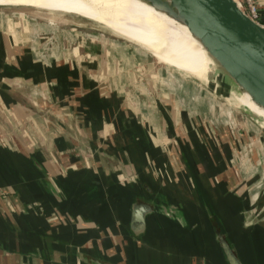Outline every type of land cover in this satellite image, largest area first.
I'll return each mask as SVG.
<instances>
[{
  "label": "crops",
  "instance_id": "0c3cea01",
  "mask_svg": "<svg viewBox=\"0 0 264 264\" xmlns=\"http://www.w3.org/2000/svg\"><path fill=\"white\" fill-rule=\"evenodd\" d=\"M257 2L264 24V0ZM8 14L1 8L0 264H92L86 256L226 264L202 198L244 264H264L262 224L239 229L246 158L238 159L222 115L189 102L181 76L164 84L163 66L151 64L149 76V61L121 37L43 33ZM242 117L236 120L244 124ZM248 124V136L264 140ZM135 196L163 197L185 221L150 212L136 235L128 225ZM229 228L258 245L244 252L256 258L240 252L245 244L237 247Z\"/></svg>",
  "mask_w": 264,
  "mask_h": 264
},
{
  "label": "water",
  "instance_id": "95a60500",
  "mask_svg": "<svg viewBox=\"0 0 264 264\" xmlns=\"http://www.w3.org/2000/svg\"><path fill=\"white\" fill-rule=\"evenodd\" d=\"M164 6L193 30L201 44L218 61V67L228 73L232 70L249 75L264 94V24L248 17L235 0H152ZM132 42V41H130ZM134 43V42H133ZM136 44V43H135ZM208 70L209 82L224 89L223 97L264 131V118L233 99L238 91L222 82L217 69ZM208 83H205L208 85ZM135 196L129 212V228L138 235L145 227V217L157 212L163 217L183 223V212L179 207ZM201 206L210 223L213 238L226 264H244L239 253L228 240L210 203L202 198ZM92 264H112L102 259L87 257Z\"/></svg>",
  "mask_w": 264,
  "mask_h": 264
},
{
  "label": "rangeland",
  "instance_id": "374dc122",
  "mask_svg": "<svg viewBox=\"0 0 264 264\" xmlns=\"http://www.w3.org/2000/svg\"><path fill=\"white\" fill-rule=\"evenodd\" d=\"M1 8L2 10L4 9V14L5 13L7 14L9 13L8 15L12 14L10 16L13 18H17L20 15H22L25 18H28L29 21L34 23L32 24L34 25V27H37L41 31H45L43 33H48L56 30L59 31L61 29H66L68 31L70 29H79V30L82 29V31L88 33L99 32V33H104L105 35L108 36L112 35L119 38L121 37L127 40L133 46L140 49L141 53H143L144 55V58L149 61L150 63L149 76L154 75L152 74L153 70L150 68L151 64L152 65L156 64L164 67L165 73L167 72V75L162 80L164 84L172 83L171 79H174V77L176 78V83H177L179 81L178 76H181V80L184 83V84L182 83L183 84L182 92H184L188 97H190L189 102L190 101L191 102L194 101V103L195 101L198 102L199 104L197 106V109H199V106L205 107L206 105L208 106L207 112L213 110V113L215 115L216 114L222 115L223 121L226 124L229 133L231 134V136L233 137V139L237 144L236 146V149L238 150L237 155H240L241 159L246 158V161H244L245 163L243 164L244 167H242L246 169V171L244 170L246 172L245 173L246 180L242 178L244 182L245 181L247 182L245 183L247 187L245 190H243L245 191L246 198L243 202L242 208L239 211L240 223H241L239 229L242 228L248 229L249 227H253L257 223H261L264 228V175L261 177V173L264 167V140L262 139L260 140V138L258 139L250 138L248 136V133L246 132L248 128L247 126L249 125L248 123H253V122H251L248 118L246 120L244 117H242L244 124H242L240 120L239 121L236 120L237 115L240 114V111H238V109L233 105V103L227 101V99L223 97V95L226 94L224 89L222 90L219 87L216 88L212 86L211 83H208L207 85L204 82H202L200 79L193 77V75L186 74L176 69L172 65H166L165 63H163L159 58L160 57L159 49L154 47L147 48L145 47V44L142 41L137 40L133 37L130 38L129 36H126L123 33V30L119 26L117 20H114L110 18L108 15H106L109 14V12H112L111 8L105 6H98L97 7L98 13L96 11L93 12L91 20L71 13H60L61 15L51 14V13L49 14L43 10H37L32 7H27L19 4H0V10ZM102 12L105 14H103ZM186 63L187 64H185L184 67L188 69L187 65L189 64L188 62ZM214 68L215 70L217 69L219 73L218 76L221 78L222 82L225 83L226 85L228 84L229 86H231L233 90H236L233 87L232 83L229 82L227 78H225L226 75L224 74V72L217 65H215ZM174 71L175 73H173ZM258 129L260 128L258 127ZM259 131H262V133L264 134V131L262 129H260ZM240 135H243L245 138L241 139ZM229 169L232 170V167H230ZM226 172L229 174L230 178L233 179V174H230V170H227ZM232 179L230 181H232ZM236 187L240 189L238 185ZM212 192L216 195L215 199L216 197L219 199L217 189L215 188ZM225 215L227 214L225 213L223 217L224 219H227ZM229 230H230L229 234L233 235L234 241H236L234 242V244L236 243V246L238 247L239 242L242 239H240V237L237 235V232L234 231L233 228H229ZM243 244H245V246L240 245L238 247L240 249V252L244 256H247V259L251 256H252L251 258H256L257 254H255L254 252L253 255L252 254L248 255L245 254L244 252L246 250L247 252L250 253L251 251H249L248 248H250L251 250L253 249L255 250L258 245H256L255 248H253L252 246L247 245L248 243H245L244 241ZM256 251H259L258 247Z\"/></svg>",
  "mask_w": 264,
  "mask_h": 264
},
{
  "label": "bare ground",
  "instance_id": "6f19581e",
  "mask_svg": "<svg viewBox=\"0 0 264 264\" xmlns=\"http://www.w3.org/2000/svg\"><path fill=\"white\" fill-rule=\"evenodd\" d=\"M0 4L24 5L49 14L71 13L90 20L98 6H105L112 9L106 15L117 20L126 36L142 41L147 48L159 49V58L166 65L204 83L209 82L208 70L219 66L185 22L152 0H0ZM224 74L238 91L233 94L235 102L264 118V94L252 78L235 70Z\"/></svg>",
  "mask_w": 264,
  "mask_h": 264
},
{
  "label": "built area",
  "instance_id": "2783aa9c",
  "mask_svg": "<svg viewBox=\"0 0 264 264\" xmlns=\"http://www.w3.org/2000/svg\"><path fill=\"white\" fill-rule=\"evenodd\" d=\"M237 6L251 19L257 20L258 17V2L257 0H235ZM238 159L241 160L240 155Z\"/></svg>",
  "mask_w": 264,
  "mask_h": 264
}]
</instances>
